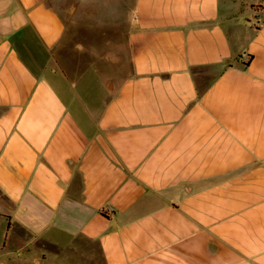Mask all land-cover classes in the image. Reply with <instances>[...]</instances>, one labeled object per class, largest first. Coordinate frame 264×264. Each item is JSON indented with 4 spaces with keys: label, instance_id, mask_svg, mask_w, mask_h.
Here are the masks:
<instances>
[{
    "label": "crops",
    "instance_id": "1",
    "mask_svg": "<svg viewBox=\"0 0 264 264\" xmlns=\"http://www.w3.org/2000/svg\"><path fill=\"white\" fill-rule=\"evenodd\" d=\"M24 232L49 264H264V0H0V264L43 263Z\"/></svg>",
    "mask_w": 264,
    "mask_h": 264
},
{
    "label": "rangeland",
    "instance_id": "2",
    "mask_svg": "<svg viewBox=\"0 0 264 264\" xmlns=\"http://www.w3.org/2000/svg\"><path fill=\"white\" fill-rule=\"evenodd\" d=\"M95 6H91L89 8V12L91 11V9H94ZM96 11L95 13L98 14V10H97V6H96ZM62 13L65 15V12L62 11ZM83 31H79L78 29L75 30L73 28V31H72V40H75L78 41L79 37H81L80 35L82 34ZM74 49H77V50H81V43H76V42H68V43H63L62 45V52H63V55L64 57L68 56L69 54V57L72 56V58H67V59H64V61H66V63H79L80 61L84 62L83 59L80 58L79 54H76V52H74ZM74 52V53H72ZM106 77H108L106 75ZM108 78H111V77H108ZM1 237L0 236V241H1ZM22 239H23V243L24 244H28V246L21 250V251H16V252H13V255H18L16 256V258H22V259H25L26 261L27 260H33V259H42L44 260L43 263L41 264H49V261L50 260H53L54 259V254H51V247H48L46 245H43L42 242L40 241H35L33 236H31L29 233L27 232H24L22 234ZM48 247V248H47ZM50 249V250H48ZM15 253V254H14ZM10 257V254L8 253V251L4 250V251H0V260L3 258H9ZM26 264H32V263H26Z\"/></svg>",
    "mask_w": 264,
    "mask_h": 264
}]
</instances>
